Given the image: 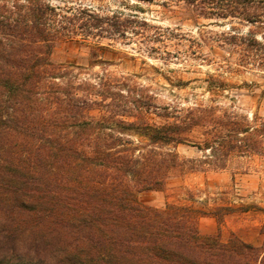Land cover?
I'll return each instance as SVG.
<instances>
[{
    "label": "trees",
    "instance_id": "1",
    "mask_svg": "<svg viewBox=\"0 0 264 264\" xmlns=\"http://www.w3.org/2000/svg\"><path fill=\"white\" fill-rule=\"evenodd\" d=\"M179 1L194 22L215 7L219 18L264 25V0ZM88 16L95 22L61 15L46 0H0V264H264V247L222 242L217 209L216 233L202 236L198 220L208 213L135 198L186 169L222 170L233 155L261 154L264 120L258 129L216 106L160 107L149 95L112 93L108 77L81 78L84 67L52 52L106 31ZM96 48L89 67L106 64ZM257 63L264 69V58ZM180 144L201 156L180 158Z\"/></svg>",
    "mask_w": 264,
    "mask_h": 264
},
{
    "label": "rangeland",
    "instance_id": "2",
    "mask_svg": "<svg viewBox=\"0 0 264 264\" xmlns=\"http://www.w3.org/2000/svg\"><path fill=\"white\" fill-rule=\"evenodd\" d=\"M46 1L68 18L93 20L89 14L106 29L87 42L77 37L61 41L53 49L54 61L84 67L81 78L99 82L108 77L112 93L120 89L124 94L149 95L160 107L186 109L202 105L235 111L245 115L251 127L262 128L264 69L257 62L259 57L264 58V25L219 18L215 7L194 22L190 8L179 0ZM62 24L67 25V21ZM237 33L244 38L233 36ZM231 42L237 46L232 47ZM94 47H98L94 57L106 64L87 65L88 53ZM246 55L257 62L244 67L240 60ZM117 104L121 105L122 99ZM90 114L98 116L99 112L93 110ZM254 115L258 117L256 122ZM149 118L158 122L154 115ZM173 149L182 159L201 156L193 146L180 144ZM135 198L158 210L191 207L208 213L198 220L202 236L216 233V220L210 213L217 209L224 215L222 242L238 240L261 250L264 145L261 154L231 156L222 170L186 169L182 175L168 177L161 191L136 193Z\"/></svg>",
    "mask_w": 264,
    "mask_h": 264
}]
</instances>
